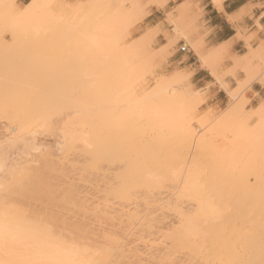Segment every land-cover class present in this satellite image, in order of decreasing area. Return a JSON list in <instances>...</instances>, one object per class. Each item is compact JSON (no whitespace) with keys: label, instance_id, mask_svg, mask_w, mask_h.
<instances>
[{"label":"bare ground","instance_id":"1","mask_svg":"<svg viewBox=\"0 0 264 264\" xmlns=\"http://www.w3.org/2000/svg\"><path fill=\"white\" fill-rule=\"evenodd\" d=\"M15 1L0 0V5H4L13 15L8 14V18L0 16V22L3 18L5 23L12 24L8 28L13 31L10 37L14 41L8 44L2 38L1 33L5 30L2 29L7 28L2 21L0 264H264V159L243 163L226 175L225 170L220 169L224 167L219 162L221 158L212 157L215 153L211 151L219 148L215 149L213 145L212 150L209 144L212 131L221 137L220 141L227 140L230 133L231 147L237 144L236 147L242 145L264 152V103L250 109V114H245L249 110H245L247 99L242 93L254 81L264 82V48H251L250 55L233 59L228 71L233 75L240 70L245 77L243 80L235 78V89H228L220 83L229 98L228 103L218 118L212 119V113L208 111L197 120L200 126H209L205 131H211L197 135L191 121L200 91H189V88L177 91L175 88L181 83L178 74L169 80L159 77L152 89L149 87V92L145 89L138 91L136 87L139 86L133 87L142 74L139 66L131 65V60H126L128 53L133 51L130 47L128 51L125 45L127 51L123 47L122 55L120 43L128 37L130 27L134 25L131 19V22L127 19L129 13L149 12L148 4L140 7L138 0H115L117 6L109 10L112 14L107 12L110 13L107 18L104 16V20L100 21L106 28L99 25V20H96L99 24L94 23V19L101 15L100 11L97 14V10L95 16H98L90 20L93 24L80 17V20L68 24L72 29L75 27L73 30L68 27V30L76 37L72 39L68 35V41V36L65 37L67 33H63L64 40L68 41L65 44L71 47L66 50L76 53L80 45L81 50L91 48L88 53L95 59L93 63L94 59L88 55L91 63L87 61L89 67L83 65L84 72H80V75L88 78L84 82L88 86L85 89L80 86L83 91L78 89L79 93L73 95L74 91L68 93L64 85L61 91L52 86L57 89L56 92L49 89L48 82L44 87V82L39 85L40 78L38 80L36 75L41 74L35 66V77L30 75L38 80L39 86L34 88L36 81H31V78L27 80L31 76L28 74L26 78L24 71L25 75L23 72L21 74L26 80L23 76H17L16 69L33 70V67L25 68L26 65L23 66L21 62L19 65L18 61L13 62L18 65L7 63V55L12 56L15 51H21L20 54H13L17 60L27 57L30 50L28 43L25 44L23 40L24 44L21 45L23 38H18L33 31L31 26L28 28L27 18L39 9L44 0H29L20 10L14 9ZM103 1L89 0L85 6L76 4L75 9L86 7V10L90 9L88 12H94V6L98 10L102 6V10H105L106 5L102 4L106 2ZM165 1L152 0L151 3L161 7L168 0ZM221 1L212 0L216 6H220ZM110 2L107 0L108 5ZM126 2L130 3V8L125 6ZM188 5L183 3L178 8L176 6V16L170 12L168 14L169 22L179 28L181 33L178 34L182 38H187L194 26L193 17H188ZM0 8L4 11V8ZM62 13V10L55 13L60 22L65 18ZM228 19L234 21L232 16ZM105 23H109V27ZM80 25L84 29L81 32ZM88 25L93 26L94 32L92 28V32H88ZM40 29L32 37L37 38L38 43L39 37H44L40 39L41 43L47 39L42 31L44 29ZM152 29L142 32L135 48L148 50L156 36L155 33L153 37L155 28ZM76 32H80L81 37ZM76 38L78 41L73 42ZM199 40L200 37L191 45L200 62L216 75L221 48L204 52ZM176 41L169 38L160 46L161 52ZM47 44L42 43L46 49ZM11 47L14 48L13 52ZM51 47L55 48V44ZM73 47L78 50L72 51ZM40 52L43 53V49ZM80 57L82 55H78V62H86L85 57L83 60ZM57 62L60 63L59 60ZM57 62L55 59V64ZM44 67L47 69L49 66ZM66 67L68 69L69 66ZM45 69L39 67L41 73ZM133 71L138 72L135 74ZM58 75L56 78L54 75V79L60 80ZM77 77L81 78L79 75ZM57 83L59 85V81ZM89 89L91 93L88 94ZM84 90L87 94H82ZM250 120H254L255 124L249 125ZM184 166H187V173L181 178ZM247 174L254 177L252 185L248 183ZM223 177L230 181L232 179L231 183L236 181L234 183L243 193L236 194V188L234 193L229 186L231 183L224 185L223 193L212 192L211 186ZM214 180L216 182H212ZM227 186L230 188L226 189Z\"/></svg>","mask_w":264,"mask_h":264},{"label":"rangeland","instance_id":"2","mask_svg":"<svg viewBox=\"0 0 264 264\" xmlns=\"http://www.w3.org/2000/svg\"><path fill=\"white\" fill-rule=\"evenodd\" d=\"M87 1H89V0H44L42 3H41V5L39 6V9L35 12V13H33V14H31V15H29L28 17L29 18H27L28 20V28H30V26H31V30H33L34 31V33H33V31L32 32H30V33H28V34H26L25 33V35H29L28 37L27 36H24V34L22 35H20L21 37H19L18 39H22L21 41L23 42V40L25 41V44H27L28 45V48H30V50H28V55H27V57L24 59V60H17V58H15L14 57V55L13 54H15L16 53V51L15 52H13L14 51V48H12V52H13V54H11V51L9 52L12 56H10V55H7V59L9 58V60H11V61H9V60H7L8 62V64H12V65H18V64H16L17 63V61H18V63H19V65H20V62L23 64V66L24 65H26L25 66V68L27 67V66H31L30 68H32L33 67V70L32 69H30V70H27V69H21L22 67H18V68H16L17 69V76H23V74L25 75V73L24 72H26V74L27 75H25L26 76V78H27V76H28V74H29V76H31L30 74H35L36 75V70H34V68L35 67H38V72L41 74V76H43V77H41V76H38V75H36L37 76V78L39 77L40 78V80H39V78H38V80L40 81L39 82V85H40V83L42 84L43 82V84H42V86L43 85H45L47 82L50 84H48V86H50L49 87V89H54V87H56L57 89H60V88H62L63 87V85H64V87L63 88H67V90H65V91H74V94L73 95H77V93H79V90H81V91H83L81 88L83 87L84 89H85V87H86V85L87 84H85L84 85V82H86L87 81V79L83 76V74L82 75H80V72H84L83 71V68L84 67H86V66H88L89 67V65H87V63L90 61V59L92 58V59H94V57H93V55L91 54V56H90V53H88V51H90V49L91 48H89V50H81L80 48H81V45L79 46V48H78V46H77V48L79 49H75L74 47V49H72V51L73 50H75V51H77L76 53L73 51V53L70 51V53L67 51V50H70V44L69 45H66V44H68L67 42L69 41V36H70V38H72L73 39V36H75V34L70 30H68L70 27V25L68 26V24H72V23H74V21H78V20H83V19H85L86 21H87V23L88 24H93V22L91 23V19H94L95 17H97V16H95L96 14H95V12H96V10L98 11L97 12V14L98 13H100L101 12V15L99 14V17H97L96 19H94V23H96L97 21L96 20H99V23H100V21L103 19L104 20V18H107V12H110V11H112L117 5V2L115 1V0H108V2H110L111 4L110 5H108V3H107V0H104L103 2H106V3H103L102 5H106L105 6V10H102L103 8H102V6H101V9L100 10H98V7H96V6H94L95 7V11L94 12H88V10H90V9H87L86 10V7H85V9H75V6H77V5H79V4H82V6H85L86 4H87ZM151 1L152 0H138V4H139V6L140 7H142V6H147V4H148V6L150 5V4H152L151 3ZM29 2V0H20L19 2L16 0L15 1V4H14V9H23L24 8V4H26V3H28ZM77 2H79V3H77ZM80 2H82V3H80ZM77 4V5H76ZM99 5V7H100V3L98 4ZM4 5H0V7H2V8H4L3 7ZM125 6H127V7H129L130 8V3H128V2H126L125 3ZM114 7V8H113ZM97 8V9H96ZM112 8V9H111ZM1 9V8H0ZM69 9V10H68ZM111 9V10H110ZM59 10H62L63 12H64V14H65V18H67V19H63L62 18V22H60V20H59V17H57L56 16V14L55 13H58V11ZM91 10H94V8L93 9H91ZM110 10V11H109ZM2 9L0 10V16L1 17H7V15L9 14V16L11 15V11H8V10H6L5 8H4V11H3V13H2ZM5 11H6V13H5ZM100 11V12H99ZM68 13V14H67ZM111 14H112V12H110ZM109 13V14H110ZM4 14V15H3ZM64 14L62 13V15L64 16ZM108 14V15H109ZM133 14V15H132ZM146 14H147V12H141V11H138L137 13H133V12H130L129 13V15L127 16V19L130 21V19H131V21L133 22V26H131L130 27V29H129V35H128V37L127 38H125V40L124 41H122V43H120V47H121V54L123 55V51H122V48L124 47V50L126 49V51H127V48H128V51H130V49L133 51V53H131V51L128 53L129 55H127V57H126V60H131V65H135L136 64V66L138 67V69L140 68V71H141V78L139 79V78H137L138 76H136V78H137V81H136V83H134V84H136L135 86H133V87H136V86H139V87H136V89L138 90V91H140V90H148V92L150 91V89H152V87H153V85L155 84V82H156V80H158L159 79V77L161 78H163V79H171V78H173V76H177V74L179 75V76H177V77H179V78H181V83H179L178 84V86L176 87V86H174V87H176L175 89H178L177 91H181V90H185L186 88L189 90V91H191V90H193V88L192 89H190L191 88V86L189 85V83H188V81L186 80V79H188V77H189V74H187V73H184L183 71H180L179 69H177V67H174L173 65H171L170 64V61H169V58L171 57V55H172V53H173V51H174V49H175V44L173 45V46H171V47H167V48H165L162 52H161V50L162 49H160V45H158L157 43H155L154 42V40H153V43H151L150 45H149V47H148V50H142V49H137V48H135V45L137 44V41H138V38L140 37V35L142 34V32L140 33V34H138V33H136V32H134L133 31V29H134V26L138 23V22H140L141 20H142V18L143 17H145L146 16ZM11 16H13V15H11ZM67 16V17H66ZM69 16V17H68ZM73 16V17H72ZM83 16V18H81ZM85 16V17H84ZM86 16H87V19H86ZM95 16V17H94ZM104 16H106V17H104ZM135 16V17H134ZM71 17V18H70ZM75 17V18H74ZM78 17V18H77ZM79 17H80V19H79ZM94 17V18H93ZM102 17V18H101ZM104 17V18H103ZM113 17V16H112ZM111 17V18H112ZM8 18V17H7ZM7 18H5V19H7ZM10 18V17H9ZM70 18V19H69ZM73 18V19H72ZM89 18V19H88ZM110 18V17H109ZM108 18V19H109ZM1 19V18H0ZM41 19V20H40ZM71 19H72V21H71ZM4 19L2 18V21H3ZM69 20V22H67ZM84 20V21H85ZM106 21H107V19H105ZM2 21L0 22V25L2 24V26H0L1 28L0 29H2V27H3V23H5V21H3V23H2ZM9 21V20H8ZM7 21V22H8ZM11 21V20H10ZM13 21V20H12ZM34 21H36V22H34ZM85 21V22H86ZM89 21H90V23H89ZM96 21V22H95ZM130 21V22H131ZM40 22V23H39ZM65 22V23H64ZM83 22V21H82ZM102 22V21H101ZM35 23V24H34ZM60 23V24H59ZM98 23V22H97ZM98 23V24H99ZM107 23V22H106ZM105 23V25H107ZM109 23H112L111 21H109ZM109 23H108V25H109ZM166 23L172 28V33L174 34L173 36H170L169 35V32L168 31H166V32H164V37H165V41L167 42L168 41V39L169 38H172V39H175V40H179V39H182V37L180 36V34H178V32L179 33H181V31H179V28L177 27H175L174 25H171V23L169 22V20H168V15L166 16ZM6 25H7V28L5 27H3V29L2 30H4V31H2L3 33H1V35H2V38L3 39H5L6 40V42H9L8 44H13V40L11 39V37H10V32L12 31V29H11V31H10V29L8 28L9 26H11V25H9V22L8 23H5ZM36 24H38V25H36ZM64 24V26L62 27V25ZM102 23H100L99 25H101ZM104 24V23H103ZM116 23H114V25H115ZM9 25V26H8ZM17 25V24H16ZM40 25V26H39ZM67 25V26H66ZM81 25H82V23H81ZM80 25V28H79V31L81 32V29L82 30H84L83 29V26H81ZM107 25V26H108ZM13 26H14V24H13ZM61 26V27H60ZM78 27H79V25H77ZM76 26V27H77ZM94 26H95V24H94ZM112 26V25H111ZM16 27V26H15ZM33 27V28H32ZM35 27L36 28H38L39 30H37V29H35ZM40 27L41 28H43L44 30H42L44 33H45V38H47V39H45V41L43 42L42 41V43H45V46H46V44L47 43H49V44H47V49L45 48V47H43L44 45H42V43L40 42V39H42V38H44V37H42V38H40L39 37V43H38V41H36V39L37 38H33L32 39V37H34V35H35V33H37L38 34V31L40 32L41 31V29H40ZM67 27V28H66ZM69 27V28H68ZM84 27L86 28L87 27V25L85 26V24H84ZM88 29H89V31L88 32H92V30L94 29V28H92V27H90V25H88ZM97 27V25L95 26V28ZM100 27V26H99ZM101 27L102 28H106V26H102L101 25ZM109 27V26H108ZM117 27V26H116ZM57 28V29H56ZM61 28V29H60ZM66 28V29H65ZM75 27H73V29H74ZM91 28H92V30H91ZM35 29V30H34ZM62 29H64V30H62ZM70 29H72V28H70ZM72 29V30H73ZM97 29V28H96ZM99 29V28H98ZM30 30V31H31ZM55 30H57L56 32H55ZM67 30H68V32H67ZM76 30H78V28L76 29ZM148 30V28L145 30V31H147ZM154 30V28L152 29V31ZM60 31L62 32V31H65V32H62L61 34H60ZM98 31V30H97ZM145 31H143V32H145ZM158 28L157 27H155V30L153 31V37L155 36V33L157 34L158 33ZM16 32H19V31H16ZM23 32V31H22ZM59 32V33H58ZM72 32V33H71ZM79 32V33H80ZM93 32H94V30H93ZM11 33H13V31L11 32ZM32 33V34H31ZM43 33V34H44ZM57 33V34H56ZM63 33H67V35H65V34H63ZM77 33V32H76ZM79 33H77L78 34V36H80L81 34H79ZM83 33V32H82ZM86 33V32H85ZM47 34V35H46ZM55 34V35H54ZM63 34V35H62ZM42 35V33L40 34V36ZM55 37H54V36ZM61 35H62V37L65 35V37L66 36H68L67 37V39H68V41H66V40H64V39H66L65 37H63L62 38V40L60 39L61 38ZM182 35V34H181ZM24 36V37H23ZM37 36V35H36ZM35 36V37H36ZM58 36H60V37H58ZM177 36H179V37H177ZM49 37V38H48ZM76 37V36H75ZM81 37V36H80ZM181 37V38H180ZM186 37V36H185ZM184 37V38H185ZM78 38V37H77ZM76 38V39H77ZM183 38V39H184ZM56 39V40H55ZM74 40L73 42H77L78 41V39L77 40ZM154 39V38H153ZM185 39H187L186 41H185ZM184 39V41L186 42V43H188V42H190L189 41V39H188V34H187V38H185ZM26 40H27V42H26ZM44 40V39H43ZM81 40V39H80ZM134 40H136L135 41V43H134ZM21 41L19 42V43H21ZM51 41V42H50ZM58 41V42H57ZM59 41H61V42H59ZM65 41H66V44H65ZM47 42V43H46ZM53 42H55V43H53ZM71 42V41H70ZM80 42V41H79ZM165 42V43H166ZM40 43H41V46L39 47V45H40ZM81 43V42H80ZM164 43V44H165ZM24 44V42L21 44V45H23ZM54 45L55 44V48L54 47H51L52 45ZM61 44V45H60ZM130 44V45H129ZM190 44H193V42H190ZM49 45H50V47H51V49H50V47H49ZM58 45V46H57ZM66 47H65V46ZM78 45V44H77ZM125 45H126V47H125ZM128 45V46H127ZM38 46V47H37ZM73 46V45H72ZM74 46L76 47V45L74 44ZM162 46V45H161ZM19 47H20V45H19ZM22 47V46H21ZM61 47V48H60ZM69 47V48H68ZM129 47H130V49H129ZM191 47H192V45H191ZM17 48H18V46H17ZM23 48H25V47H23ZM39 48H41V49H43V51L44 52H47V53H42V52H40L41 51V49L40 50H38ZM44 48L46 49V51L44 50ZM54 48V49H53ZM83 48V47H82ZM193 48V47H192ZM10 49V48H9ZM67 49V50H66ZM136 49V50H135ZM159 49V50H158ZM7 50H8V48H7ZM17 50V49H16ZM38 51V53H37V51ZM54 50H55V52H54ZM248 50H249V53L251 52V47H249V45H248ZM26 51V50H25ZM29 51H31V52H29ZM36 51V52H35ZM53 51V52H52ZM60 51V52H59ZM65 51H67L68 53L66 54V52ZM83 51V52H82ZM139 51V52H138ZM8 52V51H7ZM23 52V51H22ZM27 52V51H26ZM34 52V53H33ZM136 52V53H135ZM137 52H138V55H137ZM148 52V53H147ZM153 52V53H152ZM19 53V52H18ZM18 53H16V54H18ZM20 53H21V51H20ZM19 53V54H20ZM25 53V52H24ZM40 53V54H39ZM56 53V54H55ZM72 53V54H71ZM4 54H6V53H4ZM8 54V53H7ZM27 53H25V55H26ZM32 54V55H31ZM44 54V55H43ZM61 56H60V55ZM63 54V55H62ZM65 54V55H64ZM76 54V55H75ZM112 54H114V51H113V53ZM130 54H133V56L132 55H130ZM147 54V55H146ZM166 54V55H165ZM49 55V56H48ZM71 55V56H70ZM75 55V56H74ZM78 55H82V57H80L81 58V60H83L82 58L83 57H85V58H87V59H85L84 58V60H86V62H78ZM88 55H89V57H90V59L88 58ZM116 55V54H115ZM16 56V55H15ZM119 56V55H118ZM17 57H19L18 55H17ZM74 57H76V58H74ZM113 57V56H112ZM120 57V56H119ZM197 57H198V55H197ZM11 58V59H10ZM53 58V59H52ZM118 58V57H117ZM16 59V60H15ZM52 59V60H51ZM55 59H56V62L59 60V64H61V65H59L58 64V62L55 64ZM69 59V60H68ZM77 61H76V60ZM111 59V58H110ZM115 59V58H114ZM121 59H123V58H121ZM198 59H199V57H198ZM15 60V61H14ZM49 60H51L50 62H49ZM80 60V61H81ZM118 60H119V58H118ZM75 61V62H74ZM88 61V62H87ZM115 61V60H114ZM117 61V60H116ZM124 62H125V58H124V60H123ZM137 61V62H136ZM13 62H16V63H14L13 64ZM54 64H52V63ZM93 63L95 62V59L92 61ZM124 62H123V65H124ZM140 62V63H139ZM26 63V64H25ZM91 62H89V64H90ZM92 63V64H93ZM117 63H119V61L117 62ZM255 64L256 63H259V62H254ZM7 64V65H8ZM67 66H69L70 68H72V70L68 67V69H67V67H66V65ZM120 64H122V63H120ZM128 64V63H127ZM202 64V63H201ZM83 65H84V67H83ZM129 65H130V63H129ZM130 65V66H131ZM203 65V64H202ZM35 66V67H34ZM44 66H49L47 69H45L46 67H44ZM52 66V67H51ZM54 66V67H53ZM59 66H63V68H61V67H59ZM66 68H65V67ZM92 66V65H91ZM94 66H95V64H94ZM152 66V67H151ZM39 67H41V68H44L45 70H42V73L39 71ZM55 67H59L60 69H58V68H56L55 69ZM127 67V66H126ZM65 68V70H63ZM77 70H76V69ZM80 68H81V70H80ZM131 68V67H130ZM132 68H133V66H132ZM52 69H54L55 71H57V73L53 70V71H51ZM59 70V72H58V70ZM62 69V75H60V70ZM66 69H67V72L68 73H70L69 74V76L71 77H68V73H66ZM69 69H70V71H69ZM134 69V68H133ZM0 70H1V68H0ZM41 70V69H40ZM20 71V72H19ZM24 71V72H23ZM35 71V72H34ZM47 71V72H46ZM51 73H50V72ZM76 71H77V74H76ZM91 71V70H90ZM130 71H132V69L130 70ZM130 71H129V73H130ZM139 71V70H138ZM138 71H136V72H138ZM23 72V74H21ZM54 72V73H53ZM79 72V73H78ZM93 72V71H92ZM91 72V73H92ZM95 72V71H94ZM93 72V73H94ZM134 72V71H133ZM136 72H134L135 74H136ZM18 73H19V75H18ZM46 75H45V74ZM63 73H66V75H67V77H63V76H66V75H64ZM73 73V74H72ZM133 73V74H134ZM140 73V72H139ZM138 73V74H139ZM176 73V74H175ZM180 73V74H179ZM33 74V76L35 77V75ZM38 74V73H37ZM57 74H59L58 75V79H62V82H61V79L60 80H56V79H54V75H55V78H56V76H57ZM184 74V75H183ZM74 75V76H73ZM80 76L81 78L80 79H78L79 77H77V76ZM33 76H31V77H28L27 78V80H31V81H33V82H35L36 81V83H37V85H35V87L34 88H36L37 86H39L38 85V80H36ZM49 76V77H48ZM62 76V77H61ZM133 76V75H132ZM140 76V75H139ZM181 76V77H180ZM34 79H33V78ZM44 77H45V80H44ZM21 77H17V79L19 80V81H21L22 82V80L25 78L24 76L22 77L23 79H20ZM29 78H31V79H29ZM76 78V79H75ZM82 78H83V81H82ZM48 79V80H47ZM65 79V80H64ZM76 81H75V80ZM79 81H78V80ZM24 80H26V79H24ZM24 80H23V82H24ZM41 80H42V82H41ZM49 80H50V82H49ZM138 80H139V82H138ZM141 80V81H140ZM155 80V81H154ZM183 80V81H182ZM46 81V82H45ZM59 81V85H58V83L57 82ZM146 81V82H145ZM33 82H31V83H33ZM77 82V83H76ZM135 82V81H134ZM143 84H142V83ZM35 83V84H36ZM53 83V84H52ZM83 84V85H81V84ZM89 83V82H88ZM142 84L141 86H140V84ZM57 86H56V85ZM76 85V86H75ZM180 85V86H179ZM42 86H40V87H42ZM47 86V87H48ZM52 86H54L53 88H52ZM73 86V87H72ZM80 86H82V87H80ZM88 86V85H87ZM144 86V87H143ZM44 87V86H43ZM78 87V88H77ZM149 87H150V89H149ZM180 87H182V88H180ZM183 87H185V88H183ZM89 88V87H88ZM87 88V89H88ZM57 89H54L53 91H57ZM70 89V90H69ZM77 89V90H76ZM79 89V90H78ZM181 89V90H180ZM186 89V90H187ZM232 89H235V87H233ZM62 89H60V91H61ZM64 90V89H63ZM59 91V92H60ZM65 91H62L63 93L65 92ZM72 91V92H73ZM75 91H77L76 93H75ZM81 91H80V94H81ZM145 91V92H146ZM61 92V93H62ZM67 92L65 93V94H63V95H66L67 94ZM87 91L86 90H84V92L82 93V94H84V93H86ZM244 93H245V91H243ZM242 92V93H243ZM69 93V92H68ZM71 93V92H70ZM88 94L89 93H91V91H90V89H89V92H87ZM86 93V94H87ZM199 94H200V97H199V100H197L196 102H195V105H194V108H193V112H192V116H193V119H192V127L193 128H195V132H196V134L197 135H201L202 133H203V131H204V133L206 132H208V133H210L209 131H205V130H208V127L209 126H207V128H206V125L204 126V125H202V126H200L199 124H198V122H197V120L198 119H201L200 117H202V116H204V114L206 113V112H208V111H210V114H211V116H212V119H215V118H218L220 115H221V113L223 112V110H224V108L226 107V105H227V103H228V97H227V99H226V101H224L223 103H221L220 105H210V103H206V97L204 96V94H203V92H199ZM89 96H91V94L89 95ZM245 110L247 111V110H249V111H247V113H245V114H248L249 112H250V108L249 109H247L246 108V105H245ZM245 111V112H246ZM223 114V113H222ZM250 114V113H249ZM200 121V120H199ZM197 122V123H196ZM253 122H254V124H255V121L254 120H250L249 121V125H254L253 124ZM221 127V126H220ZM250 127H252V126H250ZM214 129V128H213ZM221 129V128H220ZM219 129V130H220ZM223 129V128H222ZM212 130V129H211ZM202 131V132H201ZM216 131V130H215ZM218 132V131H217ZM227 132V131H226ZM225 132V133H226ZM229 133V132H228ZM228 133H226V134H228ZM230 134V133H229ZM227 135L228 137H227V140H228V143H227V140H223V139H221V141H220V136H217L218 134H216V132H215V135H214V133H213V131H212V135H213V137H211L210 138V142H209V144H211V148H212V150H213V145H215L214 146V148L216 147V148H219V150L218 149H216V151H211V152H213V153H215V155L217 156V157H215V155L214 154H212V157H214V159L215 158H217L218 159V156H219V158H221V161H219V162H222V166H224L223 168L220 166L221 165V163H220V169H224L225 170V173H226V175L227 174H230V172H231V170H232V168H234V167H237V168H239L240 167V165H242L243 163L244 164H248V163H246V162H249V161H252V162H258L259 160H262V159H264V152H262V151H256V150H254L253 149V147H250V148H248V147H243L242 145L241 146H237L236 147V145H233V147H231V145H230V142H231V135ZM208 136H211V135H209L208 134ZM207 136V137H208ZM214 136H216L215 138H214ZM214 138V139H213ZM208 139H209V137H208ZM214 141H213V140ZM218 139V140H217ZM216 141V142H215ZM226 141V142H225ZM214 143V144H213ZM226 144H228V145H230L229 147H228V145H226ZM240 145V144H239ZM248 146V145H247ZM234 147H236L237 149H234ZM230 148H232V149H230ZM226 150V151H225ZM230 151V152H227V151ZM234 151H237L236 153L234 152ZM223 152H224V156H223ZM222 153V154H221ZM228 153V154H227ZM211 154V153H210ZM209 154V155H210ZM259 155H261V156H259ZM211 156V155H210ZM209 159H211V160H213V158H210L209 157ZM217 163H218V160H217ZM186 167L187 166H184V168L181 170V178H183V177H185V175H184V173L186 174L187 173V170H186ZM188 169V168H187ZM217 169V168H216ZM185 171V172H184ZM223 171V170H222ZM220 171L218 170V173H219ZM233 172V171H232ZM183 175V176H182ZM223 176V175H222ZM247 176H249V178L247 177V179H248V183L249 184H251V182H254L253 181V179H254V177H253V175L252 174H250V175H248L247 174ZM220 177H218L217 179H219ZM227 178V177H226ZM226 178H224L223 177V179L221 180L220 179V181L218 182V183H216V185H213V186H211L212 187V192H215V193H220V192H222L223 191V188H225V186L224 185H226L227 183H231V181H232V179H231V181L230 180H228V179H226ZM216 179V180H217ZM216 180H214V181H212V182H216ZM230 181V182H229ZM234 182H236V181H234ZM234 182H232L233 183V185H232V183L229 185L231 188H232V191L234 192V193H236V189H237V193L236 194H242L243 192H242V190L241 189H239L238 187H237V185H236V183H234ZM180 184H182V183H180ZM215 184V183H214ZM253 184V183H252ZM251 184V185H252ZM221 185V186H220ZM224 187H223V186ZM235 185V186H234ZM178 186H179V184H178ZM240 186V185H239ZM254 186H256L255 185V183H254ZM229 187V188H230ZM228 188V186L226 187V189H229ZM234 188H236V189H234ZM225 191V190H224ZM229 191V190H228ZM210 192H211V190H210ZM227 192V191H226ZM223 193V192H222ZM263 206H264V204H263ZM264 208V207H263ZM228 210V209H227ZM226 210V211H227Z\"/></svg>","mask_w":264,"mask_h":264},{"label":"crops","instance_id":"3","mask_svg":"<svg viewBox=\"0 0 264 264\" xmlns=\"http://www.w3.org/2000/svg\"><path fill=\"white\" fill-rule=\"evenodd\" d=\"M183 3L189 4L188 17H193L194 21V30L188 34L189 41L195 42L200 37L203 49L201 50L204 52L221 48L222 62L219 60V65L215 68L219 79L215 74L214 77L210 68L201 64L191 44L186 43L183 38L176 41L175 49L169 58L170 64L189 74V85L194 90L203 92L206 103L220 105L227 99L220 83L232 89L236 86L235 78L243 80L245 77L240 70L235 71L233 75L229 72L233 59L250 55L248 45L252 49L264 48V0H222L220 6L214 5L212 0H168L161 7L150 4L147 7L149 12L134 26L133 31L140 34L147 28L157 27L159 31L154 42L163 45L166 42L164 32L168 31L170 36L174 35L172 28L166 23V16L169 12L176 16V6L178 8ZM229 16H232L234 21L228 19ZM244 91L247 109L264 103V82L254 81Z\"/></svg>","mask_w":264,"mask_h":264}]
</instances>
